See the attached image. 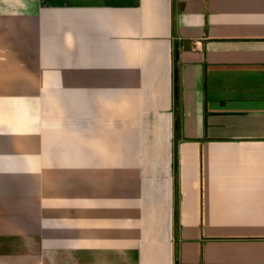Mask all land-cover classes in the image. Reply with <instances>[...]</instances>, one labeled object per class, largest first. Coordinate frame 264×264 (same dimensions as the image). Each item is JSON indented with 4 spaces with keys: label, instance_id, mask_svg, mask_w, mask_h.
<instances>
[{
    "label": "crops",
    "instance_id": "1",
    "mask_svg": "<svg viewBox=\"0 0 264 264\" xmlns=\"http://www.w3.org/2000/svg\"><path fill=\"white\" fill-rule=\"evenodd\" d=\"M0 264H264V0H0Z\"/></svg>",
    "mask_w": 264,
    "mask_h": 264
}]
</instances>
